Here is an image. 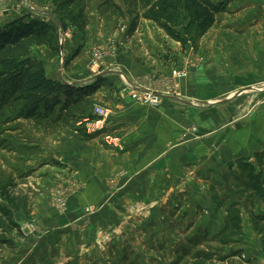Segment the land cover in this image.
<instances>
[{
	"label": "rangeland",
	"instance_id": "rangeland-1",
	"mask_svg": "<svg viewBox=\"0 0 264 264\" xmlns=\"http://www.w3.org/2000/svg\"><path fill=\"white\" fill-rule=\"evenodd\" d=\"M105 1L88 0L85 34L69 26L65 29L56 6L48 0H0L2 8L7 7L0 27L25 14L52 24L60 53L50 56L45 46L32 51L46 67L57 61L50 75L60 81L58 70L64 77L75 78L77 67L85 61L89 74L96 76L110 69L125 72L124 63L131 59L136 70L133 80H138L134 87L155 89L168 94L166 98L188 99L199 108L211 109L204 111H213L214 105L230 107L235 99L242 103L239 114L243 119L264 106V64L260 66L263 75L257 79L254 74L261 64L256 58L264 61V0H216L227 2V10L217 16L208 34L203 38L196 35L187 45L145 20L129 36L131 19H117L105 7L101 9ZM115 2L121 4V0ZM186 23L182 8L181 26L176 31L183 33ZM150 27L162 34L158 53L144 44L140 34V30L153 33ZM75 54L78 56L66 67V59ZM147 68L154 69L146 73ZM206 71L212 95L204 98L190 93L191 77ZM105 78L90 110L68 126L38 125L18 120L11 110L0 112V209L11 211L19 227L7 236L14 249L0 246V264H118L124 256L133 264H264V143L257 153L237 163L227 183L216 180L212 169L208 180L197 172L194 184L189 185L192 188L178 187L164 195L134 193L127 186L135 171L127 168L109 176L104 171V191L96 187L97 193H84L85 181L101 184L100 179H92V171L103 165H98V155L107 166L108 152L123 149L122 130L111 125L117 113L114 95L145 109L159 108L166 99L158 106L143 104L131 96L124 79L118 85ZM98 108L109 112L106 128L89 132ZM198 114L196 123L203 121V125L185 131L176 144L215 134L211 122L219 114ZM109 137L113 142L108 143ZM204 180L208 187L197 185ZM13 200L14 206L10 204ZM74 205L80 211L73 220ZM68 219L72 221L66 224Z\"/></svg>",
	"mask_w": 264,
	"mask_h": 264
},
{
	"label": "crops",
	"instance_id": "crops-1",
	"mask_svg": "<svg viewBox=\"0 0 264 264\" xmlns=\"http://www.w3.org/2000/svg\"><path fill=\"white\" fill-rule=\"evenodd\" d=\"M5 8L7 7L2 8V5H0V17H2L1 14L4 13L3 10ZM7 21L9 20H5L4 23H7ZM150 29H153L154 34L147 33L146 30H140V34L143 36L144 44H148L154 53H158L160 51L158 41H163L161 38L162 34L156 31L154 27H150L148 30ZM36 55L37 52L34 51V56ZM137 60L140 64H143L139 59ZM256 60L261 62L260 65H257V68L255 67L254 71L255 77L258 79L259 75H263V70L260 66L264 64V61L259 58H256ZM86 62L77 67L79 69L74 75L75 78L64 77L61 71L58 70L61 80L69 84H90L97 77L105 76L108 77L110 82L112 81L118 85L122 84L120 78L124 79L129 86L138 83V80L134 81L135 77L132 72L135 71V75L136 70L133 68L131 59L124 63L125 72L110 69L102 71L96 76L89 74L87 66L89 63L86 64ZM55 65H57V61L48 62L47 73L50 78L57 80L56 76L50 75L54 73ZM153 69L147 68L146 73L152 72ZM140 73L142 74L141 70L139 71ZM205 75L210 74L206 71L202 75L195 74L191 77L188 82L190 93L204 98L212 95L213 90L208 87ZM141 77L137 78L140 79ZM196 96L194 98H197ZM114 98L113 103L117 113L111 125L115 129L122 130L123 149L116 150V152H108L107 159L110 158V161H107L109 164L107 166L104 164L102 156L98 155L96 161L98 165L100 163L103 164L101 166L103 167V172L100 175L101 167L96 169L97 171H92V179L95 182L100 179L101 184L95 186L91 180L88 181L89 183L92 182L91 184L85 181L87 191H84V193L86 194H95L98 192V188H100V191H104L102 184V173L104 171L109 176V174H114L116 170L127 171V168L135 171L131 176L129 186H127L128 192L134 193L137 191L146 194L162 192L164 195L171 190L175 191L178 187H188L191 181L194 184L197 172H200L201 177L208 180L212 169L215 170L216 180L218 179L222 182V179H224L223 183H227L230 171L235 170L237 163L243 162L250 155L257 153L260 144L264 143V116H260L261 113L264 115V106L257 113L256 111L251 112L249 116L243 119V115L239 114L240 112L242 114V107H240L242 103L240 104V101L235 99L231 100V102H234L230 107L224 106L223 108V106L216 107L214 105L212 106L213 111H204L211 109L209 107L205 109L199 108V105H194L195 103L188 99L166 98L161 107L145 109L134 104L129 99L119 98L117 93ZM200 112L219 114L216 121L211 122V124H215V131L217 130L215 134L212 136H204L203 134L199 139L190 138L185 143L182 142L180 144L177 142L176 144V140H179L185 131L190 130L195 124L203 125V121L196 123L194 118L198 113V117L202 116ZM113 161L114 164L111 167V162ZM227 171L229 173H226ZM221 173H224V175H221ZM205 180L197 185L202 188L208 187V185H205ZM192 185L189 187L192 188ZM42 203L40 202V206ZM79 209L78 205L73 206V213L70 216L73 220L80 211ZM41 217L40 219L42 220ZM69 221L72 220L68 219L66 224ZM63 240L66 241L65 239Z\"/></svg>",
	"mask_w": 264,
	"mask_h": 264
},
{
	"label": "trees",
	"instance_id": "trees-1",
	"mask_svg": "<svg viewBox=\"0 0 264 264\" xmlns=\"http://www.w3.org/2000/svg\"><path fill=\"white\" fill-rule=\"evenodd\" d=\"M48 1L56 6V14L65 29L69 26L86 33L88 0ZM104 7L117 19H131L129 36H133L140 22L145 20L156 24L172 40L187 45L194 42L196 35L203 38L208 34L215 26L217 16L227 10L228 3L216 0H121L118 4L115 0H106L100 8ZM182 8L187 23L183 33H178L176 29L181 26ZM56 32L52 24L30 14L0 27V112L11 110L17 113L18 120L57 127L80 121L90 110L93 97L106 80L104 76L97 77L90 84L70 85L50 78L46 63L33 56V48L41 46L48 49L50 56L60 53ZM77 56L66 59L65 66L69 67ZM10 204L14 206L16 203L13 200ZM18 229L12 212L0 209V246L13 250L7 236ZM199 258L206 260L202 256ZM123 263L133 264L127 256L118 264Z\"/></svg>",
	"mask_w": 264,
	"mask_h": 264
},
{
	"label": "built area",
	"instance_id": "built-area-1",
	"mask_svg": "<svg viewBox=\"0 0 264 264\" xmlns=\"http://www.w3.org/2000/svg\"><path fill=\"white\" fill-rule=\"evenodd\" d=\"M131 96L141 101L143 104H148L150 106H158L161 104V100L166 98L168 94H164L158 90L146 88V87H134L131 85ZM109 116V112L104 108H98L95 113L96 120L93 121L91 126H88L89 132H99L106 128L107 118ZM108 143L113 142V140L109 137L107 138Z\"/></svg>",
	"mask_w": 264,
	"mask_h": 264
},
{
	"label": "bare ground",
	"instance_id": "bare-ground-1",
	"mask_svg": "<svg viewBox=\"0 0 264 264\" xmlns=\"http://www.w3.org/2000/svg\"><path fill=\"white\" fill-rule=\"evenodd\" d=\"M165 96H168V95H165Z\"/></svg>",
	"mask_w": 264,
	"mask_h": 264
},
{
	"label": "water",
	"instance_id": "water-1",
	"mask_svg": "<svg viewBox=\"0 0 264 264\" xmlns=\"http://www.w3.org/2000/svg\"><path fill=\"white\" fill-rule=\"evenodd\" d=\"M69 84V83H68Z\"/></svg>",
	"mask_w": 264,
	"mask_h": 264
}]
</instances>
